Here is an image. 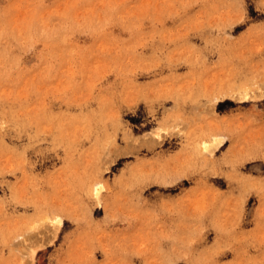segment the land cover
Returning <instances> with one entry per match:
<instances>
[{
	"label": "rangeland",
	"instance_id": "1",
	"mask_svg": "<svg viewBox=\"0 0 264 264\" xmlns=\"http://www.w3.org/2000/svg\"><path fill=\"white\" fill-rule=\"evenodd\" d=\"M0 264H264V0H0Z\"/></svg>",
	"mask_w": 264,
	"mask_h": 264
}]
</instances>
